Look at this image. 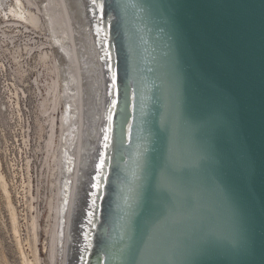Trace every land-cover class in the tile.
<instances>
[{
  "label": "water",
  "instance_id": "95a60500",
  "mask_svg": "<svg viewBox=\"0 0 264 264\" xmlns=\"http://www.w3.org/2000/svg\"><path fill=\"white\" fill-rule=\"evenodd\" d=\"M113 82L83 264H264V0H91Z\"/></svg>",
  "mask_w": 264,
  "mask_h": 264
},
{
  "label": "bare ground",
  "instance_id": "6f19581e",
  "mask_svg": "<svg viewBox=\"0 0 264 264\" xmlns=\"http://www.w3.org/2000/svg\"><path fill=\"white\" fill-rule=\"evenodd\" d=\"M94 10L91 0H0L4 25H21L20 29L1 32L6 36L21 33V43L16 44L15 50L13 47L11 54L20 65L18 69H33L37 88L41 86L38 78L44 77V94L38 97L36 87L33 89L37 99L34 153H41L35 187L29 159L21 164L25 174L18 177L26 212H17L0 171V191L18 245L20 264H42L37 247L41 228L38 202L45 209L42 248L46 264H83L87 251V230L103 168L107 100L113 94V82L106 70L108 62L103 60L105 37ZM30 31L43 35L45 40H35L36 36L26 34ZM46 44L49 47H44ZM34 49V63L24 61L23 65V56ZM13 93L17 96L18 91ZM19 216L23 217L26 231L23 241ZM24 241L30 255L22 249Z\"/></svg>",
  "mask_w": 264,
  "mask_h": 264
},
{
  "label": "rangeland",
  "instance_id": "374dc122",
  "mask_svg": "<svg viewBox=\"0 0 264 264\" xmlns=\"http://www.w3.org/2000/svg\"><path fill=\"white\" fill-rule=\"evenodd\" d=\"M2 20V15L0 14V171L5 176L12 203L16 207L17 212L22 214L23 212H26V207H24L23 203L24 197L23 199H21L23 192L21 193V189L18 188V185H20V176H23L25 174V168L22 165H25L24 162L26 159L30 160V173L32 174L33 184H36L35 175H37L39 171L38 165L41 153L38 152L37 155L34 153V147L37 141V99L35 94L33 93V89L35 86V90L38 91H35L36 95L38 94V97H40L39 94H44V90H42V88L44 87V77L43 75H40L43 78H38L39 84H41L42 87L40 86L39 88H37V84L34 85L33 82V79L35 77V71L33 69L27 67L26 72H20V65H18L19 63L16 62L15 59H13L11 54H13V51L17 48L16 44L21 43V33L13 32L11 34H7L6 36L1 32L3 30L14 31L17 28L20 29L19 27L21 25L9 23L10 27L7 28L6 25H4L6 23H3ZM26 34H29L32 37L36 36L34 37L35 40H45L43 35L38 36V34H32V32ZM44 47L49 46H47L46 44L44 45ZM8 49H11V52ZM35 54L36 50L34 49L27 56H23V58L21 59L23 60V65L25 64L24 61L32 65L34 63L33 58ZM15 90L18 91L17 96H15V93H13V91ZM12 95H14L15 97H12ZM11 164H13V167ZM35 184L33 187H35ZM18 191L19 193H17ZM33 191H35V188L33 189ZM37 205H39L38 207H41L42 209L44 208V204L41 202H38ZM5 206L6 205L4 203V198L2 192L0 191V264H20V253L17 247L18 245L16 244V239L13 237L14 235L12 234L13 232L9 225L10 221L8 219V211H6L7 208ZM23 207L25 210L23 209ZM41 208H39L41 211L39 218L41 228L38 231L39 241L37 243V247L39 250V256L42 259V264H46V252L42 248V242L45 238L43 226L45 224L46 218L45 209L42 210ZM23 222V217H21L20 238L22 241L26 235L24 224H22ZM22 249L25 253L30 255L29 247L27 243H25V241L22 243Z\"/></svg>",
  "mask_w": 264,
  "mask_h": 264
},
{
  "label": "snow or ice",
  "instance_id": "6c2138e0",
  "mask_svg": "<svg viewBox=\"0 0 264 264\" xmlns=\"http://www.w3.org/2000/svg\"><path fill=\"white\" fill-rule=\"evenodd\" d=\"M95 186V185H94Z\"/></svg>",
  "mask_w": 264,
  "mask_h": 264
}]
</instances>
